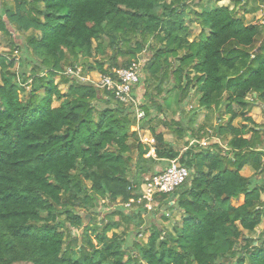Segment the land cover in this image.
Masks as SVG:
<instances>
[{"label":"trees","instance_id":"16d2710c","mask_svg":"<svg viewBox=\"0 0 264 264\" xmlns=\"http://www.w3.org/2000/svg\"><path fill=\"white\" fill-rule=\"evenodd\" d=\"M194 1L17 0L16 9L4 7L0 33L10 50L0 54V264H223L222 258L264 264V232L253 237L264 223V125L251 116L256 103L264 105V18L246 25L238 19L239 0L232 10L193 11L202 33L191 41L185 20ZM29 32L18 45L17 35ZM152 41L159 48L145 67L146 83L155 84L160 97L173 78L167 94L179 91V103L197 87L201 107L227 105L221 116L230 120L215 132L228 151L215 141L208 150L187 145L181 154L151 127L155 157L148 156L151 148L132 131L153 123L152 109L164 111L148 89L152 105L142 106L145 118L138 122L112 93L63 75L76 66L108 75L130 68ZM237 119L244 125L236 127ZM164 125L179 130L173 121ZM175 160L192 173L187 184L161 197L182 191L170 207L185 215L176 235L151 225L141 241L127 245L131 231L117 233L120 223L98 227L93 218L85 226L76 215L70 226L80 234L70 232L66 244L62 214L106 199L112 205L138 199L144 183ZM246 167L253 177L243 176ZM72 191L84 195V203L70 198ZM146 216L144 209L123 210L107 219H137L139 229Z\"/></svg>","mask_w":264,"mask_h":264},{"label":"rangeland","instance_id":"374dc122","mask_svg":"<svg viewBox=\"0 0 264 264\" xmlns=\"http://www.w3.org/2000/svg\"><path fill=\"white\" fill-rule=\"evenodd\" d=\"M3 2L7 3L6 5H9L11 7H14L17 4L16 3L17 0H0V6H3ZM200 2H201V0H197L196 2L195 1L191 2L190 5L187 7V10H186L187 18H186L185 21H186V24L191 29V39H190L191 41L199 40L200 39V35H201L200 34L201 33L200 28L197 25H195L197 23L195 22L196 21V17H195V15H193V11L202 12V10L205 9V8H214L216 6L222 7L223 5L224 6L226 5V7H230L231 8V7H234V5H235V0H230V2H227L226 4L219 3L217 0H204L201 4H200ZM42 7H43V5H41V8ZM259 9L262 11L261 15L264 16V5L262 7H260ZM245 11H247L245 8L240 10L239 16L240 17H242V16L244 17ZM259 16H260V14H259ZM263 16H261V17H263ZM243 19L245 21L244 23H247V24H250V23H252L254 21V17H250V18L244 17ZM257 22H259V21H257ZM257 24H260V22L257 23ZM31 35H33V32H30L28 34L17 35L16 40H17L18 45L23 46L25 44V42H26V38L28 36H31ZM148 46H149L150 49L154 48V47H157L155 41L151 42ZM3 48L7 49L8 51L4 52ZM150 49L148 50L147 54L152 53L151 52L152 49L151 50ZM9 50H10V47L8 45V40L1 34L0 35V53H8ZM31 69H32V65H29L28 72H30ZM95 73L96 72H91L90 76L91 77H95L96 76ZM144 81H145V75L143 74L141 82H144ZM141 84L142 83H140V85ZM0 85H1V70H0ZM163 87H164V89H163L162 97L160 99H158V101H160L159 103L163 106V109H164L163 113H159V112H157V110L154 109L153 112H152V119H153V123L152 124L148 123L147 125H145L144 128H142V130H140L141 129L140 127H136V128H134L132 130V131H140L141 132V138L144 139L145 143H148V144H146L147 146H149L148 148H151L153 146V150L155 149L156 142L154 144H152V142H150L152 140H146V138L154 139L152 137V134L150 133L151 132V127H155L156 128V132L158 134H160V133L163 134L164 137H166L168 139L166 141L168 143L171 142V143H169L170 145H174V143L177 142V139H176L177 136L173 132L174 130H172L169 127H166L163 124L165 122L170 123L174 119V116L176 114L173 115L172 112H175L176 110H178V112L181 113V111L179 109H176L175 107L172 108V106H171V108L168 109L167 106H166V103H168L170 99H171L170 100L171 103H175V100H176L175 97H173V94H175V93L167 94V92L171 91L173 89V87H174L173 78L168 80L164 84ZM61 88L64 91L66 90L64 86H61ZM191 92H192L191 99L186 101L184 103L183 107L181 106V108H184L183 110H185V112L189 111V113H193V112H196V113H195V116L193 117V120H192L193 122L190 121V122L186 123L185 119L182 118V122H180L181 123L180 125H181V127L183 129H187L188 131L194 130L195 134H197V131L200 130V127L204 126L206 123L203 122V120L202 121L199 120L198 113H197V110L199 109L198 107L200 105L199 102H200V98H201V93L199 92V90L196 87H193ZM152 93L156 97V95H155L156 89H153ZM165 101H166V103H165ZM249 101H251V100H249ZM141 106H145V103L142 102ZM226 107H227V105H225L223 107L222 111H225ZM254 115L256 116V119L258 121H260V123H264V110H262L260 108L258 114H253V111H252L251 116L253 117ZM176 117H178V116H176ZM227 118L230 119V117H227ZM178 119L181 120V118H179V117H178ZM234 125L236 127H241L242 125H244V123L240 119H237V120H235ZM208 126H210V125H208ZM214 127H215V125H214V123H212L211 127H209V128H211V130L214 131ZM193 138H194V136H193ZM193 140H196V138L193 139ZM147 141H149V142H147ZM222 145L226 146L225 142ZM193 148L195 149V151H197L199 149H202V148H199L198 146H195ZM222 149H224V148H222ZM153 150L151 148L150 149V153L154 154L155 151H153ZM224 151H227V150H224ZM166 165L167 164H165V166L164 165L162 166V168H164V171L169 168V166L166 167ZM159 168H161V165L155 166V169H159ZM250 173H253L250 169L247 172L245 170L242 171V174L244 176H249ZM132 174H133V172H132ZM251 177H253V176H251ZM190 178L192 179V173L190 174ZM190 178H189V181H190ZM72 192H73V195H70V198L77 200V202H79V203H84V199H83L84 195H80V197H79V196H76L74 194L75 193L74 191H72ZM181 194H182V191H178L174 196L172 195L171 198H169V199H167L165 201H162L161 197L157 198L158 201H156L157 203L156 202L154 203V208H153L152 212L148 213L145 225L142 224V227H141V225L139 224L140 225L139 226L140 230L136 227V225H138V223H139V220H137V219H135L134 222H131L129 224L124 222V220H122L121 217H111L110 219H107L109 214H112V213H114L116 211H123L124 208L122 206H120L119 203L115 207V206H112V204L110 202H107V201L104 202L103 200H102V202L98 203L97 206L94 209L91 208L90 206H81V205H79L78 207H76V209L73 210L74 212H72L71 216H67L66 214H62L60 216L59 223L62 224L63 227H65V228H63L62 231L65 232L66 237H68V234L70 232H73L74 235L75 234L76 235L80 234V232H79L80 230L77 229L76 226H75V228H73V225L70 226V223H72L71 219L74 221V218H75L76 215H79V216L84 218L85 226H89V223H90V221H92L93 218L97 221L93 225H97L98 227H100V226L102 227L104 221H106L107 223H109V222L120 223V228H117L115 230L117 233H122L126 229L131 231V234L128 235V237L129 236L130 237L128 238L127 245L128 244H132L136 240L137 241H141V239H143V238H141L142 235H144L143 233H145V231L150 229L151 225H160V227H162L166 232L175 234V226L181 224V222H182V220H183L185 215L181 211H179L178 209H174L173 210V209H170V207L173 206L172 203H176V201L178 200V197ZM118 202H121V201L119 200ZM242 202H243V199H241L238 202H234V203L236 205H240ZM128 211H129V213H137L138 214V212H142L143 209L141 207L140 208L134 207L133 209H130ZM163 217H166L167 220H164ZM262 232H264V223L258 229L257 233L253 235V237H254V239L256 241L259 240L258 237H259V235ZM138 233H141V234H138ZM148 235L149 234H147L144 237L145 241H147V239L149 238ZM65 241H66V244H67L69 242V237H68V239L66 238ZM94 242L96 243L95 239H94ZM241 245L244 247L245 243L243 242ZM256 245H257V243H256ZM77 253H78V250H76V252H75V258H78V254ZM220 263L231 264V261L229 259L222 258L220 260ZM233 264H235V263L233 262Z\"/></svg>","mask_w":264,"mask_h":264},{"label":"built area","instance_id":"2783aa9c","mask_svg":"<svg viewBox=\"0 0 264 264\" xmlns=\"http://www.w3.org/2000/svg\"><path fill=\"white\" fill-rule=\"evenodd\" d=\"M19 56V51H15L14 58H16L17 62L20 59ZM254 58L253 56V59ZM17 67H19L18 63ZM95 74V77H91V72L85 73L82 66H76L66 68L63 75L70 79H76L80 84L90 85L98 90L112 93L116 100L135 111L138 122L145 118V111L142 109L141 102L134 94L135 88L140 84L143 74V61L140 57H137V59L132 62L130 68L114 69L109 75L99 72ZM146 140H152L150 142H152V144L155 143L154 139ZM213 141L218 142L221 148L228 151V148L222 145L220 139L210 130L204 133L201 139L191 141L189 147L193 148L198 146L202 149H209ZM142 142L145 143L144 139H142ZM151 148L153 150V146ZM153 151H155V149ZM148 156L155 157V153H150ZM190 174L191 172L189 169L181 166L178 160L172 161L167 170L162 171L160 175L154 176L144 183L142 187V196L140 198L131 199L127 203L117 202L112 206L116 207L119 203L125 211L133 209L134 207H143L147 213H150L154 208V203L158 201L157 198L171 195L176 192L188 181ZM103 201L110 202L107 199Z\"/></svg>","mask_w":264,"mask_h":264},{"label":"crops","instance_id":"0c3cea01","mask_svg":"<svg viewBox=\"0 0 264 264\" xmlns=\"http://www.w3.org/2000/svg\"><path fill=\"white\" fill-rule=\"evenodd\" d=\"M241 1L240 4H238V7H237V11H238V18L239 19H243L244 17L246 18H250V17H254V21L250 24H247L245 23L246 25H251V24H256L258 23L257 21L261 19H263V15H261L262 11L259 9L260 7H262L264 5V0H239ZM227 2H230V0H226L225 2H221L223 4H226ZM17 3V2H16ZM7 3L3 2V6H0V16L3 14L4 12V7H7L8 9H16L17 7V4L14 6V7H11L9 5H6ZM202 6V5H201ZM224 6V5H223ZM226 6V5H225ZM236 7V3L234 5V7H229L231 10L234 9ZM247 10L245 11V14H244V17H240L239 16V12L240 10L244 9V8ZM254 8V9H253ZM204 10V9H203ZM202 10V12H203ZM198 13H201V12H198ZM260 14V16H259ZM252 15V16H251ZM259 16V17H258ZM244 21V19H243ZM245 22V21H244ZM197 25L200 30H201V33H202V29L201 27L198 25V24H195ZM30 33V32H29ZM200 33V34H201ZM199 34V35H200ZM1 35V33H0ZM153 42V41H152ZM158 49L159 47H154V48H151L153 49V51L151 50L152 53L150 54H147L149 48H147L145 51H143L142 53H140L137 57H140L143 61V74L145 75V81L144 82H140L142 83L141 85L139 84L136 88H135V91H134V94H135V97L142 103H145V106L146 105H152L151 102L149 101L150 98H148L147 100V89L150 93V95H154L152 93L153 89H156V85H153L151 86L150 82L148 81V83H146L147 79H148V75H147V72L145 70V67L146 65L148 64V62L151 60V58L153 57L154 53H155V50L154 49ZM3 51L6 52L8 51L7 49H4L3 48ZM0 54H4V53H0ZM149 56V57H148ZM146 74H145V73ZM143 74H142V77H143ZM142 80V78H141ZM164 86V85H163ZM197 88V87H196ZM164 87H162V91H163ZM192 89L193 87L190 89V93H189V96L187 98H185V100L183 102H178V98H179V91H175V92H172V93H175L173 94V97H175V103H171V99L169 100L168 103H170V105L173 107H175L176 109H179L181 111V113L178 112V110H176L175 112H172L174 116V119L172 120L173 123H175V125H177V127H179L177 133L175 134L177 136V142L174 143V145H172L174 148H176L178 151L182 153H184L188 148H187V145H189V143L193 140V139H199L198 137L199 136H202L203 137V134L206 133L208 130L212 131L211 128V124L214 123L215 127H214V135L219 138L217 135H216V132H215V128L220 124V122L222 121V124H227L229 122L230 119H228L227 117H224V116H221V114L224 112L222 111L223 110V107L219 110H217L216 108H212V109H208V108H203L201 107V105H199V109L197 110V113H198V118L200 121L203 120V122H205L206 124L204 126H201L200 127V130L197 131V134H195L194 130H191V131H188L187 129H183L181 127V123L182 122V118L185 119L186 123L190 122L193 120V117L195 116V113L196 112H193V113H189V111L185 112V110H183L184 108H181V106L183 107L184 103L188 100L191 99V94H192ZM198 89V88H197ZM171 93V94H172ZM149 95V96H150ZM156 100L158 101V99H160L162 96L158 97L157 96V90H156ZM172 96V95H171ZM252 101V99H250ZM160 101H158L157 103L161 106V109H163V106L159 103ZM164 104V103H163ZM200 104V102H199ZM260 108L262 110H264V105L262 103H256L255 107L253 108V114H258ZM154 109L151 110V112H153ZM164 110V109H163ZM173 110V109H172ZM183 110V111H182ZM188 110V109H187ZM159 112V110L157 111ZM159 113H162V112H159ZM178 113V114H177ZM178 116L180 119H178ZM197 116V115H196ZM253 119L255 121L256 124L258 125H264V123H260V121H258L256 119V116L254 115L253 116ZM193 122V121H192ZM164 124V123H163ZM207 125V126H206ZM210 125V126H208ZM139 133L141 134V132L139 131ZM194 136V138H193ZM153 137V136H152ZM154 138V137H153ZM146 139H149V138H146ZM220 139V143L223 144L225 142L224 139L222 138H219ZM230 139V137H228V140ZM165 140H168L166 137H165ZM215 141L212 142V144H214ZM171 143V142H169ZM218 143V142H217ZM177 144V145H176ZM226 144V142H225ZM220 146V145H219ZM225 146V145H224ZM227 147V146H226ZM221 148V146H220ZM199 150H203V149H199ZM204 150H208V149H204ZM224 150V149H223ZM198 151V150H197ZM170 166V163H168L166 165V167ZM249 169L253 172V173H250L249 176H245L247 178H250L251 176H254V170L251 168V167H246L244 170L247 172L249 171ZM244 176V175H243ZM172 205L174 206V203H172ZM164 220H167L165 217H163ZM147 220V216L145 218Z\"/></svg>","mask_w":264,"mask_h":264}]
</instances>
